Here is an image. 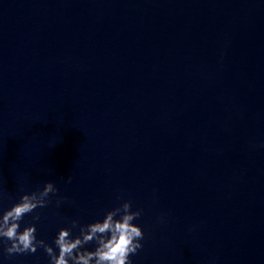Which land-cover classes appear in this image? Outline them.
<instances>
[{"label":"water","instance_id":"1","mask_svg":"<svg viewBox=\"0 0 264 264\" xmlns=\"http://www.w3.org/2000/svg\"><path fill=\"white\" fill-rule=\"evenodd\" d=\"M262 144L264 0H0V205L52 180L38 236L131 199L133 264H264Z\"/></svg>","mask_w":264,"mask_h":264},{"label":"clouds","instance_id":"2","mask_svg":"<svg viewBox=\"0 0 264 264\" xmlns=\"http://www.w3.org/2000/svg\"><path fill=\"white\" fill-rule=\"evenodd\" d=\"M68 179H71L70 175ZM58 191L49 179L42 187L23 191L10 206L0 205V246L7 256L34 253L42 248L48 257L47 264H133L132 254L143 247L145 233L136 222L143 207L133 208L131 199H122L86 223H81L79 218L71 219L68 226L60 227L49 242L37 235L41 216L34 210L50 204L53 198L50 194ZM67 199L56 196V205L60 206ZM117 199L121 198L118 196ZM29 213L32 215L26 219ZM157 221L162 223L164 217H157ZM90 244L93 246L89 247ZM0 264H3L2 258Z\"/></svg>","mask_w":264,"mask_h":264}]
</instances>
